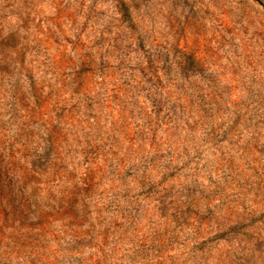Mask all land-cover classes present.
<instances>
[{"label": "rangeland", "instance_id": "1", "mask_svg": "<svg viewBox=\"0 0 264 264\" xmlns=\"http://www.w3.org/2000/svg\"><path fill=\"white\" fill-rule=\"evenodd\" d=\"M0 264H264V0H0Z\"/></svg>", "mask_w": 264, "mask_h": 264}]
</instances>
